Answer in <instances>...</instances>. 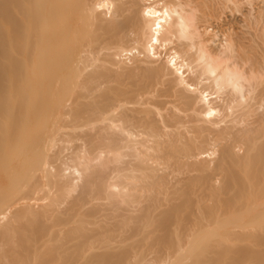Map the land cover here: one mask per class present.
<instances>
[{
    "label": "bare ground",
    "instance_id": "obj_1",
    "mask_svg": "<svg viewBox=\"0 0 264 264\" xmlns=\"http://www.w3.org/2000/svg\"><path fill=\"white\" fill-rule=\"evenodd\" d=\"M0 264H264V0H0Z\"/></svg>",
    "mask_w": 264,
    "mask_h": 264
}]
</instances>
